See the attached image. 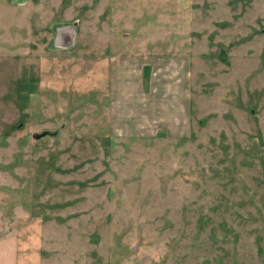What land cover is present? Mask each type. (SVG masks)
I'll use <instances>...</instances> for the list:
<instances>
[{
    "label": "rangeland",
    "instance_id": "374dc122",
    "mask_svg": "<svg viewBox=\"0 0 264 264\" xmlns=\"http://www.w3.org/2000/svg\"><path fill=\"white\" fill-rule=\"evenodd\" d=\"M145 50L192 56L191 136L102 137L103 97L60 90ZM0 215L40 264H264V0H0Z\"/></svg>",
    "mask_w": 264,
    "mask_h": 264
},
{
    "label": "crops",
    "instance_id": "0c3cea01",
    "mask_svg": "<svg viewBox=\"0 0 264 264\" xmlns=\"http://www.w3.org/2000/svg\"><path fill=\"white\" fill-rule=\"evenodd\" d=\"M57 64L59 70L66 71L62 77L66 85L61 91L76 92L78 96L96 92L103 97L106 130L102 137L149 139L192 135L190 54L162 50L106 51L96 57L74 56ZM35 222L24 216L13 221L0 215V264H40L42 233Z\"/></svg>",
    "mask_w": 264,
    "mask_h": 264
},
{
    "label": "water",
    "instance_id": "95a60500",
    "mask_svg": "<svg viewBox=\"0 0 264 264\" xmlns=\"http://www.w3.org/2000/svg\"><path fill=\"white\" fill-rule=\"evenodd\" d=\"M14 4H22L25 3L27 0H11ZM46 134V131H43L42 133H33V137L39 138Z\"/></svg>",
    "mask_w": 264,
    "mask_h": 264
}]
</instances>
